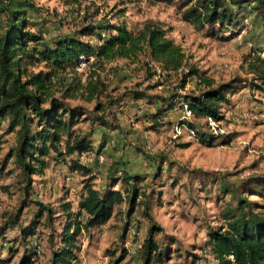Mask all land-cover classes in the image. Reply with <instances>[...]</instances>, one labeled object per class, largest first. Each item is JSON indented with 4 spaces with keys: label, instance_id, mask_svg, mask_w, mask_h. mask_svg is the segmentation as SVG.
Returning a JSON list of instances; mask_svg holds the SVG:
<instances>
[{
    "label": "trees",
    "instance_id": "obj_1",
    "mask_svg": "<svg viewBox=\"0 0 264 264\" xmlns=\"http://www.w3.org/2000/svg\"><path fill=\"white\" fill-rule=\"evenodd\" d=\"M143 1L176 3L181 20L203 30L205 37L218 41L231 40L239 33L242 13L248 8L256 17H264V0ZM41 11L35 0H0V154L3 138L14 137V144L0 159V172L12 162L13 166L6 172L14 174L23 195L16 210L0 224V252L5 242L11 255L15 251L12 243L19 239L23 252L17 264H33L39 246L36 228L44 219V224L51 227L47 237L51 244L47 264H73L82 231L105 224L115 207L125 203L127 216L140 209L149 221L138 250L140 263L162 264L169 256L168 249L155 235L163 229L149 214L145 199L149 195L140 186L148 185L150 176L160 175L162 166H155V171L148 176L130 173L125 167L111 168L106 182L96 188L94 169L83 162L82 156L101 155L106 140L102 138L94 148L92 130L96 125L108 130L119 129L114 124L117 116L111 113L110 121L107 113L127 100L142 101L147 107L137 119L148 131L161 130L169 123L167 115L182 110L184 105L194 119L210 117L222 121L224 105H230L231 97L240 90L250 87L264 93V48L251 50L244 57L245 73L250 78L236 76L215 84L199 68L184 66L182 47L156 22L146 20L141 29L134 31L125 21L91 20L71 33L48 41L39 22L33 18V15L41 17ZM80 56L86 61L92 58L84 78L77 70ZM117 60L140 64L147 79L174 75L176 83L165 93L149 94L147 89L135 84L113 96L116 88L109 87V82L119 67L110 63ZM192 80L197 87L188 90L186 86ZM70 101L93 103V107L87 112ZM84 121L90 124L87 131L79 127ZM186 123L196 130V138L204 145H213L221 136L198 129L192 121ZM231 136L226 134L222 138L228 142ZM50 158L57 163L64 161L71 172L83 176L77 211H73L72 203L65 197L57 201L60 212L66 215L60 232L51 226L57 217L54 206L33 197L37 194L33 176L45 173ZM161 158V162H166L164 156ZM211 189L216 190V198L221 202L217 214L220 224L207 226L203 245L216 264H264V174L248 176L234 185L216 180ZM247 194L256 195L260 202L250 200ZM27 215H30L28 222ZM12 230H17L19 236L7 238ZM120 252L119 260L127 250L120 246ZM5 261L0 258V263Z\"/></svg>",
    "mask_w": 264,
    "mask_h": 264
},
{
    "label": "rangeland",
    "instance_id": "obj_2",
    "mask_svg": "<svg viewBox=\"0 0 264 264\" xmlns=\"http://www.w3.org/2000/svg\"><path fill=\"white\" fill-rule=\"evenodd\" d=\"M35 2L41 7L42 15H33V18L39 22L48 41L58 35L71 33L91 20L125 21L134 31L141 29L146 20L156 22L167 30L169 38L182 47L185 54L184 66L199 68L215 84L236 76L250 78L245 73L244 57L251 50L264 48V17H256L249 8L242 13L244 17L239 33L231 40L218 41L205 37L203 30H197L181 20L176 3L152 4L143 0ZM110 65L119 67L109 82V87L111 85L116 88L113 96L135 84L140 89H147L149 94L165 93L176 83L174 75L162 79L157 76L147 79L140 64L117 60ZM86 70L87 68L78 70L82 78L86 76ZM157 81L159 83L156 85ZM186 87L190 90L197 85L192 80ZM70 103L81 105L87 112L93 107V103L82 101ZM146 108L142 101L135 103L129 100L118 108H110L107 119L112 121L111 113L115 114L117 120L114 124L119 129L108 130L96 125L91 137L94 148L102 138L106 140L103 153L99 156L83 155L82 160L94 169L97 176L94 180L96 188L106 182L111 168L115 170L125 167L130 173L148 176L155 171V166H162L160 175L155 178L150 176L148 185H140L149 195V198H145L149 214L163 229V232L155 235L157 240L164 241L168 249L169 256L162 264H216L203 245L207 226L216 227L220 224L217 214L221 202L216 198V190L211 189L212 184L216 180H223L234 185L248 176L264 174V93L245 87L233 95L230 105L223 107L224 119L221 121L226 134L232 135L231 140L227 142L222 138L224 135H221L211 146L200 143L197 138L188 137L186 133L173 136L172 125L182 116L181 109L167 115L169 123L161 130L148 131L145 124L137 119L144 114ZM148 109L153 110V107ZM192 122L198 129L206 131L204 119L192 118ZM89 126L87 121L79 124L82 131H87ZM3 140L0 159L14 144L13 135H6ZM161 156L166 158V162H161ZM12 166L13 163L9 162L6 170ZM6 170L0 172V224L9 213L16 210L23 196L14 174H8ZM82 178L80 174L71 172L64 161L57 163L51 158L48 159L43 177L33 176V188L37 193L34 191L36 195L33 197L36 196L55 208L57 217L53 219L51 226L56 232H60L66 220L57 201L63 196L72 203L73 211H77ZM247 197L260 202L256 195L247 194ZM143 198L144 196L140 200ZM28 218L30 215L26 216L27 222ZM148 225L149 221L141 214L140 209L127 216V205L121 203L115 207L105 224L82 231L79 236L80 249L73 264H115L114 261L121 255L120 246H124L127 254L121 260L118 258L117 264H141L138 250ZM36 233L39 235V246L33 264H47L51 253L47 237L51 233V227L41 219ZM15 236H19L17 230L7 233V238ZM2 243L4 249L0 252V258L6 261L0 264H17L23 252L19 239L12 243L15 251L11 255L7 250L8 244Z\"/></svg>",
    "mask_w": 264,
    "mask_h": 264
},
{
    "label": "built area",
    "instance_id": "obj_3",
    "mask_svg": "<svg viewBox=\"0 0 264 264\" xmlns=\"http://www.w3.org/2000/svg\"><path fill=\"white\" fill-rule=\"evenodd\" d=\"M92 61V58L89 59V61H86V59L83 56H80V60L78 63L77 70L86 69L89 62ZM183 114L181 118L175 122L172 125V133L173 136H179L182 133H186L188 137L196 138V130L190 126L187 125V121H192V114L190 110L188 109L187 105L183 106ZM205 128L208 133L214 134V135H225V129L221 121H216L210 117L205 118Z\"/></svg>",
    "mask_w": 264,
    "mask_h": 264
},
{
    "label": "crops",
    "instance_id": "obj_4",
    "mask_svg": "<svg viewBox=\"0 0 264 264\" xmlns=\"http://www.w3.org/2000/svg\"><path fill=\"white\" fill-rule=\"evenodd\" d=\"M139 108H140V106H139ZM144 109H145V108H144ZM141 111H143V110H141ZM180 118H181V116L177 119V121H178ZM177 121H175V122H177ZM40 177H43V175L40 176Z\"/></svg>",
    "mask_w": 264,
    "mask_h": 264
}]
</instances>
